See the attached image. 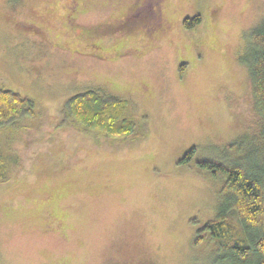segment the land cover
I'll return each instance as SVG.
<instances>
[{
    "label": "rangeland",
    "instance_id": "rangeland-1",
    "mask_svg": "<svg viewBox=\"0 0 264 264\" xmlns=\"http://www.w3.org/2000/svg\"><path fill=\"white\" fill-rule=\"evenodd\" d=\"M132 1L0 0V86L35 104L0 127V264H230L196 242L224 182L199 161L264 153L245 64L264 0H144L150 20L122 24ZM90 88L129 99L144 136L58 127Z\"/></svg>",
    "mask_w": 264,
    "mask_h": 264
},
{
    "label": "trees",
    "instance_id": "trees-1",
    "mask_svg": "<svg viewBox=\"0 0 264 264\" xmlns=\"http://www.w3.org/2000/svg\"><path fill=\"white\" fill-rule=\"evenodd\" d=\"M201 14L186 17V28H195ZM253 47L245 64L249 68L254 111L261 124L264 142V20L253 32ZM130 100L90 88L70 96L62 106L58 127H72L81 132H96L106 138L136 141L144 136L136 118L128 115ZM33 99L0 86V127H15L35 113ZM259 139V137L257 138ZM236 142L231 144L235 147ZM195 148L180 160L189 167ZM224 182L218 190L217 216L198 231L196 242L215 244L230 264H264V153L251 164L235 161L226 166L212 160L199 161ZM9 178L6 156L0 149V182ZM236 218V219H235ZM222 259V260H223Z\"/></svg>",
    "mask_w": 264,
    "mask_h": 264
},
{
    "label": "flooded vegetation",
    "instance_id": "flooded-vegetation-1",
    "mask_svg": "<svg viewBox=\"0 0 264 264\" xmlns=\"http://www.w3.org/2000/svg\"><path fill=\"white\" fill-rule=\"evenodd\" d=\"M70 4L74 5L75 8H82V6L87 4V0H73V2ZM148 5H150V3H146L144 0H133L125 7L123 16L120 17V19L123 20L122 24L127 25L129 23V19L132 21L134 20L137 23H147L150 19L144 8H146ZM130 12H132V16L130 15L131 17L128 15Z\"/></svg>",
    "mask_w": 264,
    "mask_h": 264
}]
</instances>
